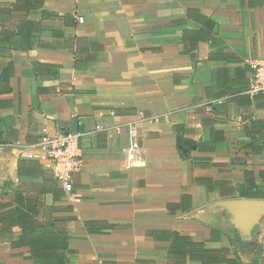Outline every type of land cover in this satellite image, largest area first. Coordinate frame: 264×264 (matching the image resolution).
Returning <instances> with one entry per match:
<instances>
[{"label": "crops", "instance_id": "0c3cea01", "mask_svg": "<svg viewBox=\"0 0 264 264\" xmlns=\"http://www.w3.org/2000/svg\"><path fill=\"white\" fill-rule=\"evenodd\" d=\"M15 1L0 0V199L43 182L20 160L54 175L31 156L44 129L81 131L73 196L55 175L60 200L43 196L66 218L67 264H264V94L249 93L264 0ZM24 19L40 24L28 48ZM20 234H0V264H36ZM175 234L209 261L169 255Z\"/></svg>", "mask_w": 264, "mask_h": 264}, {"label": "trees", "instance_id": "16d2710c", "mask_svg": "<svg viewBox=\"0 0 264 264\" xmlns=\"http://www.w3.org/2000/svg\"><path fill=\"white\" fill-rule=\"evenodd\" d=\"M43 0H16L12 9H24L27 12L32 8L42 7ZM46 11H43L45 18ZM59 19H66V16L57 15ZM30 27L40 28L39 23L24 19L17 33L23 32L26 40V48L30 45ZM0 35V48L2 42H8L10 47L13 44L12 33H6L2 38ZM11 64L6 67L1 75L2 80H8ZM2 103L0 101V108ZM3 141L0 132V143ZM19 176H41L42 183L22 182L19 189L12 195V200L0 199V234L10 233L14 227H19L21 234L17 241L12 244L17 246H29L31 255L36 264H67L66 252L68 249V232L65 227L66 218L55 215L58 208L55 205H47L43 196L48 192L54 194V201L60 200L62 189L56 178L50 171L44 170L34 160H20L18 167ZM169 255L184 258L190 254L192 258L201 260L203 263L209 261L208 253L211 252L202 247L201 244L193 242L188 237L175 234ZM219 264H243L238 258H220Z\"/></svg>", "mask_w": 264, "mask_h": 264}, {"label": "built area", "instance_id": "2783aa9c", "mask_svg": "<svg viewBox=\"0 0 264 264\" xmlns=\"http://www.w3.org/2000/svg\"><path fill=\"white\" fill-rule=\"evenodd\" d=\"M82 21V17H79ZM250 88L252 95L264 94V57H259L250 64ZM100 125H97V129ZM135 136V129H131ZM81 131L57 130L49 133L46 129L39 143L40 151L31 154L41 160L51 163V169L58 181L63 186L65 193L73 196V176L82 171L84 166L83 148L81 145ZM133 148H139V143L134 138ZM75 201L79 198L75 197Z\"/></svg>", "mask_w": 264, "mask_h": 264}]
</instances>
